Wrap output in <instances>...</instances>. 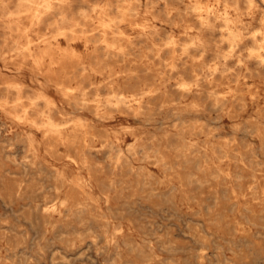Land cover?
Wrapping results in <instances>:
<instances>
[{
  "label": "rangeland",
  "instance_id": "obj_1",
  "mask_svg": "<svg viewBox=\"0 0 264 264\" xmlns=\"http://www.w3.org/2000/svg\"><path fill=\"white\" fill-rule=\"evenodd\" d=\"M87 1L70 0V3L76 9L86 4L107 2V0ZM122 1L124 4H131L136 9L134 16L125 19L127 23L123 20L117 24L118 29L115 32L110 29L107 31V39L111 40L114 37L116 44H121L128 52L125 59L118 61L114 68L122 71L128 66L126 62L131 67L137 66L135 67L137 69L148 67L151 68L147 75L149 77L152 72H156L162 66L158 59L152 57L151 46L154 43L162 46L163 39L167 35H174L180 41L184 40L180 25L183 20L175 10L176 8L182 9L184 4L178 0H169L166 5L162 0H157L152 6L149 5L148 0ZM6 2L5 4L12 9L13 3ZM144 2L146 3L144 4ZM166 11H170L173 20L171 18L165 20L168 18L165 15ZM53 19L55 17L46 18V21L39 28L37 26L31 27L27 34L31 38H35L36 34L47 32L48 28L53 30L51 24L47 23ZM0 20V41H2L3 36H15V31H11L7 26L14 24L13 18L1 16L0 11ZM96 20V17L85 19L72 34L76 38L74 48L78 52H85L81 45L84 36L95 37L98 35L100 26ZM23 22L25 24V20ZM143 22L156 24L160 35L154 36L153 40L150 37H143L136 46L130 45L128 39H135L140 29L138 24ZM61 25L65 26L64 24ZM257 26H259L257 21H253L250 28L254 29ZM82 29L85 32H82ZM120 36L122 37L120 38ZM58 40L61 47H67L63 36L59 37ZM226 44L224 41L221 43L220 47H224L223 50L220 48L222 52L228 49ZM130 46L132 47L130 48ZM166 50L169 49L165 47L161 50V55L164 58L170 56V50L168 52ZM180 52V49L177 48L174 54L178 55ZM240 52L244 53L245 49L242 48ZM203 57L208 64L219 61L218 57L209 53ZM236 60V56L227 59L230 68L226 76L220 79L221 82L218 85L211 88L215 91V95L225 97L223 100L229 108L241 113L238 116H229L223 111L214 110L211 105L213 95L203 91V95H200L201 98L198 100L206 107V112L203 111L204 113L202 112L198 116L193 114L177 116L167 112L142 114L137 119L132 115H123L116 110H109L102 119H97L89 109L76 110L66 104L50 82L45 81L41 76H36L29 70V61L21 63L16 61L9 67L0 62L2 77L22 83L24 92L32 93L38 88L44 90L63 114L60 116L55 113L57 118L81 116L94 127L95 136L91 144L99 148L100 153L91 155L89 161L90 164L92 163V170L95 169L100 174V182H106L112 175L110 164L115 153L114 148H122L123 152L127 154V148L134 141L143 143L148 147L152 144L160 158L158 161L153 157L140 160L132 155L131 158L129 156L131 171L128 172L129 165L125 164L121 171L116 173L115 184H117H114L116 187L110 192L108 207L102 199L99 185L93 183L94 195L100 199L99 202L101 201L100 211L108 217L111 216L108 218L110 222L105 224L103 217L100 219L98 217L95 220L85 219L86 221L73 218L68 229L74 232L60 233L51 225L45 224L41 217L42 208L56 203L58 198L53 196V189L49 187L53 182L49 170L54 166L63 167L68 176L81 170L82 174L87 175L86 170L77 167L76 163L67 157L69 152L62 144L43 143L39 133L35 134L36 139L41 142L35 156L36 165L24 167L25 162L27 163L24 156L30 154V151H28L25 142L16 136V133L21 132L25 126L20 120L5 116L0 112V264H111L109 255L115 264H198V254L201 252L205 254L201 264H232L234 262L239 264L241 260L244 261V264H264V246L262 251L251 249V242H259L257 237L255 239L251 234L255 233L257 236L260 235L259 232L264 234V219L257 218L260 214H264V195L259 192L260 188L264 186V147L262 145L264 116H250L254 114L257 108L264 107V73L250 76L244 69L242 70L243 64L237 63ZM14 67L18 68L14 69ZM184 75L185 78H189L188 73ZM89 77L93 84L90 85L87 82L82 84L89 89H93L97 83L104 84L105 79L102 75L91 72ZM229 80L230 82H228ZM78 84L79 82L76 81L70 83L73 86ZM170 89L173 92L178 90L174 85ZM123 90L127 92L126 89ZM102 91L105 92L106 89L102 88ZM240 106L245 108L241 109ZM190 125L193 126L192 129ZM198 129H200L199 132ZM104 138L113 147L109 153L104 152V150L109 149V146L101 149L100 143ZM187 140L194 141L208 150L221 143L231 144L232 153L242 152L246 156L249 155V150H252L254 152L252 159L257 162L250 164L256 175V192L252 194L248 190L252 171L250 165L241 169L240 165L235 163L233 159L228 163L225 159L221 164L224 172L228 171L233 174L241 170L244 174L241 183L242 192H246V194H239L235 197L230 191L232 187L237 185L232 176H218L217 179L210 175L206 162L200 161L199 164H195L194 161L187 160L189 156H193V153L188 154L189 150L185 147ZM140 164L144 166L143 169L139 168ZM98 167L102 168L99 169ZM194 176L203 180L201 181L202 184L193 180ZM190 177L192 178L190 179ZM19 185L20 194L15 195V190ZM90 212L97 214L99 209L91 207ZM244 215L245 217L248 216L249 220L243 217ZM114 226L120 227V232L117 233L118 247H114L115 245L108 246L103 237L105 233L111 235ZM238 227L246 231L242 234ZM240 235L247 238L240 237ZM68 238H72V242ZM129 240L138 247L133 249L130 245H125L129 244ZM138 249L142 250L138 251ZM233 250L243 251L244 257L240 259L235 256Z\"/></svg>",
  "mask_w": 264,
  "mask_h": 264
},
{
  "label": "bare ground",
  "instance_id": "obj_2",
  "mask_svg": "<svg viewBox=\"0 0 264 264\" xmlns=\"http://www.w3.org/2000/svg\"><path fill=\"white\" fill-rule=\"evenodd\" d=\"M6 1L13 3L14 6L12 9L5 4L7 3ZM162 1L165 5L169 2V0ZM178 1L184 4V7L180 9L182 10L181 13L178 8L175 9L183 20L180 25L182 26L184 40L180 41L174 35H167L163 39L164 42L161 44L162 46L156 45V43L151 46V51H153L151 52L152 57L158 59L162 66L156 72H152L149 77H147V75L151 68L148 67L137 69L135 68L137 66L131 67L130 64L126 62L128 66H124L126 67L124 70L120 71L114 68L118 61L125 59L128 52L125 51L121 44H116L114 37L108 40L106 36L107 31L110 29L112 32H115V30L118 29L117 24L129 16H134L133 14L136 9L131 4H124L122 0H107V2H102L101 4H98V2L91 3L89 5L86 4L87 6H79L76 9L72 7L70 0H0L1 16L13 18L14 24H8L7 26L11 31L13 30L15 31L14 33H16L15 36H3V39H1L0 62L9 67V65L16 61H20L19 63L29 61V70L36 76H41L45 81L50 82L52 87L59 92L66 104L76 110L89 109L97 119H102L104 114L109 110H116V112H121L123 115H132L136 119L142 114L167 112L177 116H185L188 114L198 116L206 110V107L198 100L203 95V91H206L209 95H213L211 105L214 110L223 111L229 116H238L241 113L229 108L223 100L225 97L215 95V91H213L211 87L218 85L221 82L220 79L226 76L230 68L227 59L231 56H236L237 63H242V70L244 69L250 76L264 73V0ZM147 2L152 6L157 0H148ZM145 3L146 2H144V4ZM170 11L165 12L166 17H168L165 18V20L169 18L172 19ZM50 17H55L52 21L47 22L49 25L51 24L53 30L48 28L49 30L47 29V32H37L38 34H36L37 36L35 38H31L27 34L31 27L37 26L39 28V26L46 21L45 19ZM90 17L97 18L96 21L100 29L98 28V35L95 37H83L81 45L85 49V52L81 53L74 48V45H76V38H74L72 34L76 31L78 25H82L83 21ZM23 20H25V24H23ZM253 21H257L259 24V26L254 29L250 28ZM144 22L138 24L140 29L135 39L127 38L130 45L136 46L142 41L143 37H150V39L153 40L154 36L156 37V35L159 34L156 24H145ZM5 28L7 27L5 26ZM81 31L85 32L84 29ZM258 34L259 36H257ZM61 36L64 37V41L66 42L67 47L65 48L61 47L60 41L58 40ZM217 36H219V38H216ZM121 37L122 36H120V38ZM223 41L226 42L228 46V49L224 52L221 51L224 47H220ZM131 47L132 46H130V48ZM165 47L170 50V56L168 58H166L167 56L164 58L161 55V50L165 49ZM177 48L178 50L180 49L181 52L175 55L174 51H176ZM242 48L245 49L244 53L240 52ZM208 53L218 57L219 61L208 64L203 57ZM15 68L18 67H14V69ZM91 72L102 75L103 79H105L104 84L97 83L93 86V89H89L82 85L84 82L90 85L93 84V81H91L89 77ZM187 73L189 74V78H185L184 74ZM171 80L174 81L172 82ZM72 81L79 82V84L76 86L70 85ZM228 82H230V80ZM173 85L178 89L176 92L170 89ZM102 88H105L106 91L103 92ZM123 89H126L127 92ZM235 94L237 93L235 92ZM233 97H231V99H233ZM56 105L44 90L38 88L32 93L24 92L22 83L4 79L0 69V112L5 116H11L18 121L20 120L25 126L21 132L16 133V136L25 142L28 151H30V154L24 156L25 161H27L24 167H34L36 165L35 156L38 145L41 142L36 139L35 134L39 133L43 143L62 144L69 152L67 153V157L76 163L77 167L84 168L87 173V175H84L81 173V170L80 172L68 176L63 167L59 168L54 166L50 168L49 173L53 178V182L49 187L53 189V196L58 198L56 203L42 208L41 217L43 222L51 225L53 229L58 230L60 233L74 232L68 229L73 218L86 221L85 219L89 220V218H91L95 220L98 217L99 219L103 217L104 223L107 224L110 222L108 218L111 216L108 217V215L100 211L101 201L99 202L100 199L94 195L93 183L99 185L103 196L102 199L108 207L110 192L112 189H115V185L117 184H115L116 173L121 171L122 166L125 164L129 165L128 172L131 171L132 167L130 165L129 156L131 158L132 155L140 160L153 157L158 161L160 158L157 156V150L152 147V144L148 147L143 143L135 141V143L133 142L127 148V154L123 152L122 148H114L115 153L113 157L111 156L113 159L110 164V173L112 175L109 176L106 182H100V174L97 170V172L95 169L92 170V163L90 164L89 161L91 155L97 154L100 151L99 148L91 144L95 136L94 127L87 122L88 120L82 119L81 116H66L65 119L57 118L55 113L60 116L63 114L57 109ZM240 107L241 109L243 108L242 106ZM236 108L238 107L236 106ZM250 116H264V107L257 108L254 114ZM190 128L192 129L193 126L190 125ZM199 130L200 129H198V132ZM262 145L264 147V140L262 141ZM100 146L101 149L109 146L107 151L104 150V152L108 153L113 149L106 138L101 141ZM230 146L231 144L225 145L221 143L208 150L206 147L200 146L191 140H187L185 143L186 149L189 150L188 154L193 153V156H189L187 160H192L195 164H199L200 161L206 162L209 167L210 175L213 177L232 176L235 179L237 185L232 187L230 191L236 197L239 194H246V192H242L241 183L244 174L241 170L233 174L228 171L224 172L222 168L223 165L221 164L225 159L227 163L233 159L234 162L243 169L257 162H254L252 159L254 157V152L252 150H249V155L246 156L242 152L232 153V147ZM106 160L108 161V159ZM249 167L252 171L248 190L253 194L257 189L256 175L253 171V167L251 165ZM98 168L100 169L102 167ZM139 168L143 169L144 166L141 165ZM191 178L192 177H190V179ZM193 180H196L199 184H202L201 181H203L200 180L198 176H194ZM20 189L19 185L15 190V195L20 194ZM224 190L226 191V189ZM259 192L264 195V186L260 188ZM59 194H62V196H59ZM91 207L99 209V212L97 214H92L90 212ZM243 217H245V215ZM245 218L249 220L248 216ZM257 218L264 219V214H260ZM238 230L242 234L246 231L240 228ZM118 232H120V227L114 226L111 235H106L105 233L103 237L108 246L115 245L114 247H118ZM259 233V236L255 235V233L251 234L253 238L257 237L259 240V242L257 241L256 243L255 241L251 242V249H259L262 251L264 246V234L261 232ZM120 235L122 236V234ZM240 237L247 238L242 235H240ZM71 239L72 238H68L70 242H72ZM128 243L129 244L125 245H130L133 249L138 247L134 246V243L130 240ZM141 250L142 249H138V251ZM117 251L115 252L119 255ZM233 252L234 255L240 259L244 257L243 251L237 252L233 250ZM198 255L197 263L201 264L205 254L201 252ZM108 258H110L111 264H115L111 255H109ZM232 264H238V262ZM239 264H244V261L241 260Z\"/></svg>",
  "mask_w": 264,
  "mask_h": 264
}]
</instances>
